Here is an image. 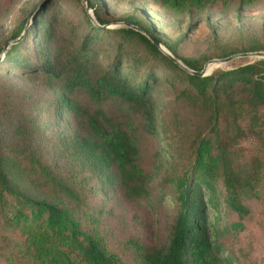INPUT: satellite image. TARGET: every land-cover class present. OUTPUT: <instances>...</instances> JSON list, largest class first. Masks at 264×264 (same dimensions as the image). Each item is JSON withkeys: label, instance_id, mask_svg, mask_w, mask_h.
I'll use <instances>...</instances> for the list:
<instances>
[{"label": "trees", "instance_id": "1", "mask_svg": "<svg viewBox=\"0 0 264 264\" xmlns=\"http://www.w3.org/2000/svg\"><path fill=\"white\" fill-rule=\"evenodd\" d=\"M62 1L69 0H45L0 61V264H234L209 210L216 194L239 219L252 216L248 201H264V58L197 76L129 26H95L80 0L73 1L81 18L57 28L50 8ZM117 1L140 2L132 7L140 16L122 20L191 69L212 57L264 51L253 37L184 57L147 14L188 18L192 30L253 0ZM87 2L107 24L108 0ZM25 24L26 17L9 40ZM105 39L114 40L115 53L100 60ZM16 78L36 81L40 95L18 105L8 85ZM161 83L195 115L177 150L180 165L170 163L180 126L157 112ZM47 137L54 159L43 148Z\"/></svg>", "mask_w": 264, "mask_h": 264}, {"label": "rangeland", "instance_id": "2", "mask_svg": "<svg viewBox=\"0 0 264 264\" xmlns=\"http://www.w3.org/2000/svg\"><path fill=\"white\" fill-rule=\"evenodd\" d=\"M40 1L0 0V45H4L7 40L9 41L11 31L23 18L26 17L27 22L32 10ZM54 5L50 8V12H54L57 18V28L67 26L72 19L81 18L80 7L73 0L59 3V10L55 9ZM141 5L137 1L129 3L108 0L104 11L105 18L108 20V29L123 26L116 23L124 22L122 18L127 15L140 16L138 14L141 13H137L132 7H142ZM147 14L154 20L160 35L175 43L178 54L184 57L202 58L206 55H212L218 52L224 44L241 47L253 37L259 38L260 41L264 42V0H253L250 4L242 7L239 12L236 9H230L222 13H212L209 17V23L202 19L192 30L188 28L190 24L188 18L171 17L164 12L153 10H148ZM83 33L84 31L81 32V34ZM101 47L106 51V54L100 60H105L108 55L115 53L114 40H103ZM255 58H236L227 63L217 65L212 71L217 68L228 69L245 62H252ZM127 64L129 62L125 61L124 66H127ZM16 79L15 84L8 85L12 92V98L18 105L29 102L30 99H35L37 93L40 95V89L36 81ZM155 98L158 105L159 119L172 120L171 128H174V125L177 126V124L180 126V129L175 134H172V136H176H174L176 141L175 144L174 142L172 143L175 152L171 151L173 155H171L170 160L172 165H180L181 163L176 164V161L180 160L179 157L177 158V150L183 147L186 142V137L189 135L192 122L195 119L194 112L183 100H176L173 90L165 83H161L156 88ZM175 118H177V121ZM10 139L11 137L9 136L8 140ZM51 139L50 137L46 138L43 148L45 147L47 156L54 159L53 149L49 142ZM162 149L164 150L166 162L164 163L167 164L169 151L165 144ZM244 159L245 163L248 159V154L245 155ZM247 204H249L252 216L239 219L235 212L227 208L222 197L216 194L213 196L209 214L213 227L219 231L220 238L229 245V253L234 254V264H264V201L251 199ZM237 221H240L241 225L234 228L232 223Z\"/></svg>", "mask_w": 264, "mask_h": 264}, {"label": "water", "instance_id": "3", "mask_svg": "<svg viewBox=\"0 0 264 264\" xmlns=\"http://www.w3.org/2000/svg\"><path fill=\"white\" fill-rule=\"evenodd\" d=\"M45 0H41L39 2V4H37L34 9L32 10L31 14H30V17L27 19V22L25 24V27L23 29V32L20 34L19 37H17L16 39H13V40H9L7 41L3 46H2V49H1V52H0V61L3 59L4 57V54L6 52V49L20 41L25 32H26V29L29 25V21H30V18L31 16L37 11V9L42 5V3L44 2ZM81 3L83 4L90 20L92 21V23L99 27V28H102V29H105V28H108V24H99L94 16V13H93V10L90 8L87 0H80ZM116 24H120V25H126V26H129L131 28H133L134 30L136 31H139L140 33L144 34L146 37H148L154 44L155 46L163 53L165 54L167 57H169L173 62H175L178 66H180L182 69H184L185 71L191 73V74H195L197 76H206V75H209L211 72H212V66L213 65H221V64H224V63H227L229 61H232L236 58H240V57H256V58H264V51H261V50H258V51H246V52H240V53H234V54H231L229 56H226V57H223V58H212V59H209L207 60L205 63H204V66L201 70H194V69H191L189 68L188 66H186L179 58H177L176 56H174L165 46H163V44H161L150 32H148L147 30H145L144 28L140 27V26H137V25H133V24H130V23H127V22H117Z\"/></svg>", "mask_w": 264, "mask_h": 264}, {"label": "bare ground", "instance_id": "4", "mask_svg": "<svg viewBox=\"0 0 264 264\" xmlns=\"http://www.w3.org/2000/svg\"><path fill=\"white\" fill-rule=\"evenodd\" d=\"M217 65H213L211 69H213L214 67H216Z\"/></svg>", "mask_w": 264, "mask_h": 264}]
</instances>
